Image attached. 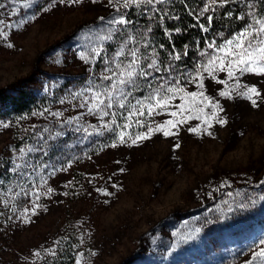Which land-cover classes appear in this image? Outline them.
I'll use <instances>...</instances> for the list:
<instances>
[{"label":"rangeland","instance_id":"1","mask_svg":"<svg viewBox=\"0 0 264 264\" xmlns=\"http://www.w3.org/2000/svg\"><path fill=\"white\" fill-rule=\"evenodd\" d=\"M153 1L0 0V264H264V15L177 76L118 40Z\"/></svg>","mask_w":264,"mask_h":264},{"label":"trees","instance_id":"2","mask_svg":"<svg viewBox=\"0 0 264 264\" xmlns=\"http://www.w3.org/2000/svg\"><path fill=\"white\" fill-rule=\"evenodd\" d=\"M262 15L264 0H228L210 8L205 0H158L129 8L118 40H131L143 58L158 61L170 74L184 76L198 70L202 53L211 45L225 43L247 28L253 16L259 20ZM111 52L112 47L104 49L100 64ZM0 100L8 113L17 116L36 104L24 91L15 96L0 95ZM65 257L62 254L46 264H67Z\"/></svg>","mask_w":264,"mask_h":264},{"label":"snow or ice","instance_id":"3","mask_svg":"<svg viewBox=\"0 0 264 264\" xmlns=\"http://www.w3.org/2000/svg\"><path fill=\"white\" fill-rule=\"evenodd\" d=\"M262 51H264V49H262ZM248 55L251 56V53H248ZM129 75H131V73ZM250 91L255 92V89H250ZM160 103L163 104V102H160ZM253 103H255V101H253ZM173 115H175V113H173ZM169 123H171V121H169ZM165 134L167 135L168 133L166 132ZM260 255H264V252H262Z\"/></svg>","mask_w":264,"mask_h":264}]
</instances>
